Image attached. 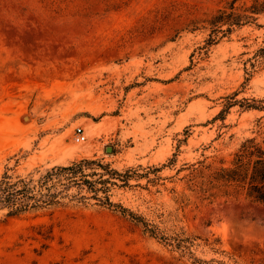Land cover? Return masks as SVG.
Wrapping results in <instances>:
<instances>
[{"label":"rangeland","instance_id":"obj_1","mask_svg":"<svg viewBox=\"0 0 264 264\" xmlns=\"http://www.w3.org/2000/svg\"><path fill=\"white\" fill-rule=\"evenodd\" d=\"M229 1L0 0V175L99 158L130 176L114 202L194 239L206 264H264V205L191 179L200 162L230 165L244 140L264 141V109L242 104L264 100V13L207 44L204 20ZM144 221L95 198L0 209V264H197Z\"/></svg>","mask_w":264,"mask_h":264},{"label":"trees","instance_id":"obj_2","mask_svg":"<svg viewBox=\"0 0 264 264\" xmlns=\"http://www.w3.org/2000/svg\"><path fill=\"white\" fill-rule=\"evenodd\" d=\"M237 1L230 0L229 5L219 8L204 20L211 28L207 38L208 45L217 43L220 33H223L222 36L231 33L234 27L254 22L264 13V0H253L251 4L245 3L241 8L236 5ZM198 23L199 21H194L195 28H198ZM258 55L260 59H264V47L259 49ZM245 101L242 104L246 107L264 109L263 99L245 98ZM232 103L234 102H229V106ZM36 171L38 176L34 172L22 176L10 173L7 168L0 175V209H7L9 215H19L41 210L53 211L61 207L87 206L90 199L95 198L104 206L114 207L138 221H144L141 216L111 199L112 185H119L118 180L128 183L129 174L112 168L99 158L83 157L69 164H56ZM191 179L199 185L204 195H228L233 189L240 191V195L251 202L264 205V141L257 140L255 136L244 140L230 165L213 168L200 162V165L194 166ZM74 187L77 191H73ZM144 224L146 231L179 248L182 255L188 254L194 263L208 262L199 258L192 250L195 242L191 237L172 238L160 228L151 227L149 222L144 221Z\"/></svg>","mask_w":264,"mask_h":264},{"label":"built area","instance_id":"obj_3","mask_svg":"<svg viewBox=\"0 0 264 264\" xmlns=\"http://www.w3.org/2000/svg\"><path fill=\"white\" fill-rule=\"evenodd\" d=\"M89 134L83 124H78L74 128V140L77 143H84L88 140Z\"/></svg>","mask_w":264,"mask_h":264},{"label":"bare ground","instance_id":"obj_4","mask_svg":"<svg viewBox=\"0 0 264 264\" xmlns=\"http://www.w3.org/2000/svg\"><path fill=\"white\" fill-rule=\"evenodd\" d=\"M89 109L92 111V112H97V110L94 108V107H89ZM90 135V134H89Z\"/></svg>","mask_w":264,"mask_h":264},{"label":"water","instance_id":"obj_5","mask_svg":"<svg viewBox=\"0 0 264 264\" xmlns=\"http://www.w3.org/2000/svg\"><path fill=\"white\" fill-rule=\"evenodd\" d=\"M108 150L112 149L110 146L107 147Z\"/></svg>","mask_w":264,"mask_h":264}]
</instances>
